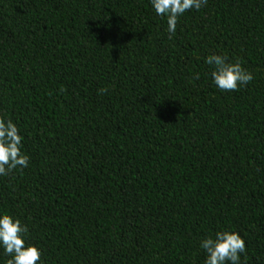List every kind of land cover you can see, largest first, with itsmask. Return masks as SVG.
<instances>
[{
  "label": "trees",
  "instance_id": "obj_1",
  "mask_svg": "<svg viewBox=\"0 0 264 264\" xmlns=\"http://www.w3.org/2000/svg\"><path fill=\"white\" fill-rule=\"evenodd\" d=\"M211 53L253 79L216 88ZM0 118L29 156L0 211L40 264H204L221 229L264 264V0H207L171 36L149 0H0Z\"/></svg>",
  "mask_w": 264,
  "mask_h": 264
},
{
  "label": "clouds",
  "instance_id": "obj_2",
  "mask_svg": "<svg viewBox=\"0 0 264 264\" xmlns=\"http://www.w3.org/2000/svg\"><path fill=\"white\" fill-rule=\"evenodd\" d=\"M157 16L165 19L167 32L175 33L178 18L186 10H199L207 0H149ZM209 65L208 78L222 91L236 90L253 79L252 72L244 68L238 58L229 62L223 54L211 53L204 58ZM105 88L99 89L103 93ZM23 137L17 124L8 118H0V177L13 169L28 166L29 156L22 150ZM27 227L18 217L0 211V249L7 259L4 264H40L41 250L27 240ZM205 253L204 264H240L245 252V241L235 230L221 229L207 235L199 242Z\"/></svg>",
  "mask_w": 264,
  "mask_h": 264
}]
</instances>
